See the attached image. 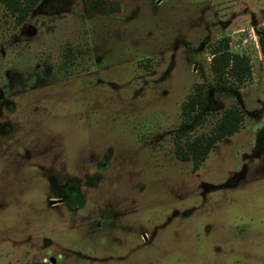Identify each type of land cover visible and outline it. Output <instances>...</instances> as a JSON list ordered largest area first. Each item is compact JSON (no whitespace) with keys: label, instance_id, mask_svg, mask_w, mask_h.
I'll list each match as a JSON object with an SVG mask.
<instances>
[{"label":"rangeland","instance_id":"rangeland-1","mask_svg":"<svg viewBox=\"0 0 264 264\" xmlns=\"http://www.w3.org/2000/svg\"><path fill=\"white\" fill-rule=\"evenodd\" d=\"M260 38L264 0L0 4V264H264ZM217 46L250 76L218 77ZM233 107L237 132L179 159Z\"/></svg>","mask_w":264,"mask_h":264},{"label":"trees","instance_id":"trees-1","mask_svg":"<svg viewBox=\"0 0 264 264\" xmlns=\"http://www.w3.org/2000/svg\"><path fill=\"white\" fill-rule=\"evenodd\" d=\"M39 0H0L10 12L16 14L17 20L21 21L26 18L28 13L33 9ZM261 52L264 55V39H259ZM212 69L218 77L228 71L231 77L237 81L244 80L250 76V67L247 57L237 53L230 54L224 48L216 47L213 52ZM205 102V93L200 86L192 94L184 105V114L189 118L190 112L198 107H202ZM242 121L241 111L237 108H229L223 112L217 119L212 129L208 133H202L193 139L186 141L184 144H177L175 154L181 160H191L194 170L205 159L209 151L221 139L231 136L238 131ZM27 264H45L43 262H34Z\"/></svg>","mask_w":264,"mask_h":264}]
</instances>
